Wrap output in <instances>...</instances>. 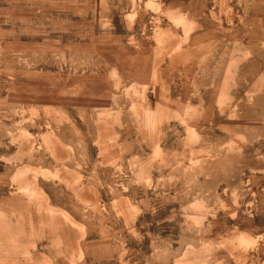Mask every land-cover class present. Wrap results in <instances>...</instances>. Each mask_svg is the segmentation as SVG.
<instances>
[{"label":"rangeland","instance_id":"374dc122","mask_svg":"<svg viewBox=\"0 0 264 264\" xmlns=\"http://www.w3.org/2000/svg\"><path fill=\"white\" fill-rule=\"evenodd\" d=\"M0 264H264V0H0Z\"/></svg>","mask_w":264,"mask_h":264},{"label":"crops","instance_id":"0c3cea01","mask_svg":"<svg viewBox=\"0 0 264 264\" xmlns=\"http://www.w3.org/2000/svg\"><path fill=\"white\" fill-rule=\"evenodd\" d=\"M209 44H212L211 42H207L206 45H209ZM33 244L39 248V246H41L42 244H44V241L43 240H37V239H34L33 241Z\"/></svg>","mask_w":264,"mask_h":264}]
</instances>
